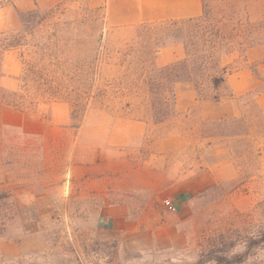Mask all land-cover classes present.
Masks as SVG:
<instances>
[{"label":"rangeland","instance_id":"rangeland-1","mask_svg":"<svg viewBox=\"0 0 264 264\" xmlns=\"http://www.w3.org/2000/svg\"><path fill=\"white\" fill-rule=\"evenodd\" d=\"M13 1L0 0V8ZM203 4L198 20L129 29L108 26L104 9L87 0H41L31 9L38 12L31 23L44 17L46 26L30 40L61 49L41 62L62 96L31 103L19 75L23 62L40 58L30 48L3 53L1 93L26 117L4 121L2 110L15 108L0 101V264H216L207 260L210 249L228 258L247 251L234 264H264V242H252L264 233V119L254 94L241 97L239 116L220 120L180 111L174 94L176 82L192 78L200 98L220 97L213 75L257 70L264 0ZM9 7L17 23L0 31L15 32L30 10ZM2 19L11 21L4 10ZM83 33L92 43L102 34L96 55L78 45ZM173 44L185 56L158 66L160 49ZM124 120L144 121L145 132L122 138L116 123ZM117 203L133 214L142 209L144 228L156 213L163 246L149 247L142 235L135 250L100 228L96 215Z\"/></svg>","mask_w":264,"mask_h":264},{"label":"crops","instance_id":"crops-1","mask_svg":"<svg viewBox=\"0 0 264 264\" xmlns=\"http://www.w3.org/2000/svg\"><path fill=\"white\" fill-rule=\"evenodd\" d=\"M36 1L38 3H36ZM57 0H54V3ZM93 7H102L105 11V21L110 27L129 29L140 24L157 23L162 21L189 19L199 17L204 12L203 0H87ZM41 0H14L10 5L1 7L11 21L2 19L1 26H12L17 23L14 11L31 10ZM13 49L8 50L12 52ZM185 48L181 44L167 45L160 49L156 56V64L163 66L182 59ZM251 50L248 51V55ZM215 91H225L220 97H199V90L190 81H178L174 85L176 105L180 111L199 109L201 116L208 120H220L227 117H237L242 113L241 97L253 93L255 103L264 119V61L257 65V70L250 67L241 68L229 74L225 81ZM24 112V111H23ZM10 108L2 110V117L7 122H19L26 117V113ZM28 116V115H27ZM122 126V138H129L131 134L142 135L146 125L142 120H124L116 123ZM136 128V130H132ZM148 228L142 227V209L133 214L127 204H111L102 207L94 221L105 232L112 235H122L123 239H130L129 244L135 250H142V235L146 236L149 247L163 246L162 233L164 225L157 219ZM170 239H166V245Z\"/></svg>","mask_w":264,"mask_h":264},{"label":"trees","instance_id":"trees-1","mask_svg":"<svg viewBox=\"0 0 264 264\" xmlns=\"http://www.w3.org/2000/svg\"><path fill=\"white\" fill-rule=\"evenodd\" d=\"M37 10H30L27 13L21 14V27L15 32L9 31H0V76L3 75L1 71V60L4 52L18 48L22 51L24 48H30V52L32 54H37L40 58V61L35 62H23L24 67L22 69L19 78L24 82L21 84L20 89L24 88L26 92H28L29 96L32 97L31 103L36 102L40 98L51 99L54 97H60L61 83L54 76L46 71V68L43 66L41 60L45 58H54L57 59L59 57L58 52L61 50L58 47V50L54 51L48 41H38L32 42L30 40V36L33 37L34 34L38 32L45 31V19L44 17H40L35 23H31V17H34L37 14ZM202 18V15L199 17L189 18V19H177V20H169L167 22L170 23H179L187 20H198ZM61 29H55V32L51 33L52 37L56 38L59 42L61 41L60 32ZM102 34L97 35L95 38V43L91 41L92 33H83V35H79V39L77 41L78 45H89V50L91 54L96 55L98 51V44L100 42ZM22 55V54H21ZM245 67H249L248 65ZM243 67V68H245ZM239 70L238 69H228L225 70L222 75L216 76L213 75L211 77L212 84L215 88H218L226 79V77ZM184 81H190L194 84V86L199 90L200 84L197 79L185 78ZM4 89L0 85V101H2L6 106L13 107L15 109L23 110L24 107L20 106L17 100H8L4 94ZM12 94H17L13 92ZM75 109L72 111V117L75 114V111L79 107V102H75ZM252 242L254 244H261L264 242V233L259 235L257 238H252ZM249 248V245L247 246ZM209 256L207 260H214L216 264H234V263H242L246 259L247 251L236 254L234 258H228L224 254L218 253L217 250L210 249Z\"/></svg>","mask_w":264,"mask_h":264}]
</instances>
